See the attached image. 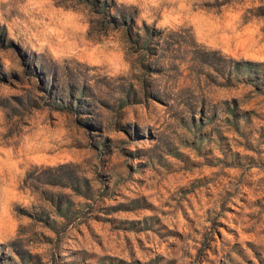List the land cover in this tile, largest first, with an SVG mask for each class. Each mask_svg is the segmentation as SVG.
Instances as JSON below:
<instances>
[{
	"label": "rangeland",
	"instance_id": "rangeland-1",
	"mask_svg": "<svg viewBox=\"0 0 264 264\" xmlns=\"http://www.w3.org/2000/svg\"><path fill=\"white\" fill-rule=\"evenodd\" d=\"M0 264H264V0H0Z\"/></svg>",
	"mask_w": 264,
	"mask_h": 264
}]
</instances>
